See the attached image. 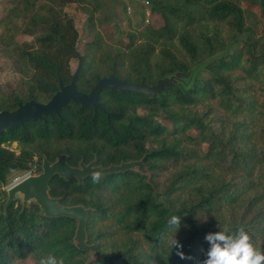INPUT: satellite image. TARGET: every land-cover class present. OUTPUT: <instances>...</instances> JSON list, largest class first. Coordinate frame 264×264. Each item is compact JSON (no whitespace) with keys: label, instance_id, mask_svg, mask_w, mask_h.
Returning <instances> with one entry per match:
<instances>
[{"label":"trees","instance_id":"16d2710c","mask_svg":"<svg viewBox=\"0 0 264 264\" xmlns=\"http://www.w3.org/2000/svg\"><path fill=\"white\" fill-rule=\"evenodd\" d=\"M145 1L163 26L132 28L110 49L100 28L108 17L97 16L106 0H0V51L15 57L25 76L21 87L0 89V111L51 100L60 82L71 83L79 56L77 87L86 94L111 74L147 85L184 75L154 98L105 89L100 104L114 116L70 102L59 116L4 132L0 264H39L49 254L87 264L92 257L74 244L75 220L42 217L34 204L22 211L20 202L4 213L12 171L63 154L72 166L145 157L152 175L150 183L132 172L97 183L89 177L84 185L51 181L63 205L94 209L87 231L100 257L92 264H202L206 234L225 228L244 227L264 250V39L248 34L250 8L264 15V0ZM71 4L88 18L82 51L74 19L63 13ZM11 143L19 154L4 147ZM173 216L180 217L178 231L169 226ZM174 238L184 259L169 246Z\"/></svg>","mask_w":264,"mask_h":264},{"label":"water","instance_id":"95a60500","mask_svg":"<svg viewBox=\"0 0 264 264\" xmlns=\"http://www.w3.org/2000/svg\"><path fill=\"white\" fill-rule=\"evenodd\" d=\"M83 70L82 57L79 56L78 67L74 71L70 84L64 85L60 82V89L46 103H39L31 100L27 103H19L17 109L13 111H0V137L4 132L13 128L24 126L26 123L35 121H44L45 117L61 115L70 102L77 103L82 107H91L94 112L104 111L110 116L115 114L106 111L100 104L101 93L105 89H111L121 93L129 92L143 95L146 98H154L159 95L166 87L178 83L184 79L182 73H176L158 81L155 85H147L145 78L140 83H130L118 78L115 74L98 79L97 84L90 93H82L78 90L77 80ZM132 172L140 174L151 182V172L145 164V157L140 160L122 162L119 165L111 164L104 167L98 164L95 159L86 164L81 161L78 166H72L69 163V157L63 154L54 162L50 161L46 156L42 159V170L40 173L28 175L10 186L6 190L7 200L5 203V211L9 207L20 202L22 211L37 205L40 208V215L46 218H71L77 222V229L74 237L75 246L82 251L92 252L93 256L88 260L87 264L98 261L99 249L96 245H90L88 239V223L90 214L94 211L91 207L83 204L66 206L62 204L61 198L51 195V181L59 177L65 181L75 179L78 185H84L85 180L92 177L94 173L100 174V179L107 176L124 174Z\"/></svg>","mask_w":264,"mask_h":264},{"label":"rangeland","instance_id":"374dc122","mask_svg":"<svg viewBox=\"0 0 264 264\" xmlns=\"http://www.w3.org/2000/svg\"><path fill=\"white\" fill-rule=\"evenodd\" d=\"M46 3L48 0H43ZM108 6L102 8L97 13V16L101 18L108 17V20L103 24L101 28L102 34L105 37L106 44L111 47H115L121 38L125 37L130 29L136 28L141 29L152 23L155 27L163 26V21L156 20L151 12L150 5L145 0H106ZM40 2H36V6H39ZM53 5V4H51ZM12 8V6L10 7ZM253 15L248 18V34H252L256 39H264V15L260 12L257 7L250 8ZM62 11V10H59ZM63 13L69 15L74 19L75 26L80 32V44L79 49L82 51L83 43L87 41L86 34L88 30V18L82 13L76 4H71L65 9ZM4 11L0 9V19L3 17ZM131 25V26H130ZM2 30L0 29V34ZM246 35H243L240 39H245ZM238 45H233L232 48H237ZM78 67V60H73L72 69L75 71ZM169 77V76H168ZM25 76L19 72L18 60L6 53L0 51V89L8 91L9 89H15L22 86ZM144 114L142 110L138 112ZM5 148L20 153L18 143L5 144ZM206 147V146H205ZM39 159H35V163L30 165L29 169L25 171H12L10 176L11 182L5 188L14 185L24 177L28 176L29 173H40L42 170V164L39 163ZM41 169V170H40ZM7 198V194H6ZM93 256V254H92ZM19 264H34L32 260L22 261Z\"/></svg>","mask_w":264,"mask_h":264},{"label":"clouds","instance_id":"9594fccd","mask_svg":"<svg viewBox=\"0 0 264 264\" xmlns=\"http://www.w3.org/2000/svg\"><path fill=\"white\" fill-rule=\"evenodd\" d=\"M100 180V174L92 175L93 183ZM169 226L179 230L180 217L173 216L169 220ZM205 240L209 248L205 253L206 258L202 264H264V250L255 246L249 233L244 227L237 228L236 231L230 232L227 228L214 233H208ZM169 246L177 249V255L184 259V255L179 249L182 245L174 238ZM39 264H64L63 258H57L49 254L40 259Z\"/></svg>","mask_w":264,"mask_h":264},{"label":"built area","instance_id":"2783aa9c","mask_svg":"<svg viewBox=\"0 0 264 264\" xmlns=\"http://www.w3.org/2000/svg\"><path fill=\"white\" fill-rule=\"evenodd\" d=\"M35 173V172H34ZM31 174H33V173H29V175H31Z\"/></svg>","mask_w":264,"mask_h":264}]
</instances>
